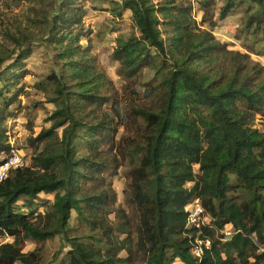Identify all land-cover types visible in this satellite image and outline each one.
<instances>
[{"label":"trees","instance_id":"obj_1","mask_svg":"<svg viewBox=\"0 0 264 264\" xmlns=\"http://www.w3.org/2000/svg\"><path fill=\"white\" fill-rule=\"evenodd\" d=\"M9 1L25 8L0 28V164L15 148L7 122L19 112L25 61L40 46L57 71L34 85L53 110L49 128L27 140L31 164L0 182V238L12 239L0 244V264H264V66L251 59L264 56V0H199L200 23L188 0L98 1L116 21L130 14L131 36L110 56L127 81L120 98L92 53L83 0ZM245 1L242 53L212 29ZM144 69L151 82L139 93ZM122 167L129 212L114 207ZM41 195L53 200L37 213ZM195 199L209 217L199 237L211 240L199 261L198 230L186 229ZM55 237L63 245L45 263ZM26 242L34 250L24 253Z\"/></svg>","mask_w":264,"mask_h":264},{"label":"rangeland","instance_id":"obj_2","mask_svg":"<svg viewBox=\"0 0 264 264\" xmlns=\"http://www.w3.org/2000/svg\"><path fill=\"white\" fill-rule=\"evenodd\" d=\"M100 0H83L86 16L83 19L84 29L90 32V43L92 45V53L96 56L98 64L106 72L109 79L114 85V89L119 96L123 95L124 87L127 85V81L118 77L116 70L118 64L111 61V53L116 47V40L123 39L127 40L131 36L130 30V14L125 13L120 20L113 18L110 12H107L110 5L104 1L98 2ZM193 7L192 15L197 23H200L202 13L200 12L199 0H188ZM225 0H218L219 5L223 4ZM9 8L2 7L0 4V28L6 23L9 25L12 19L20 16L25 4L17 5L12 1L8 0ZM249 4V2L244 3L243 6L237 9L233 15H230L224 21L218 23V25L212 29V34L217 41L228 45L229 50H237L242 53H246L242 47L241 41L235 38V33L237 27H241L244 22L245 15L244 9ZM202 29L210 30L208 25L200 24ZM1 32V31H0ZM3 42V38L0 34V44ZM83 46L87 45L86 40L80 42ZM53 53L50 50H45L44 48L37 46L32 55L25 61V69L28 71L29 75L23 78L19 87H23V95L19 97V112L15 120H9L7 122V129L9 132L10 144H12L20 155L23 157L26 165L31 164V158L33 156L32 148L28 143L30 137H35L41 130L48 129L50 123L46 122V119L50 112L53 110V106L45 101V96L35 89V84L40 80L49 75L52 71H57L56 67L52 63ZM251 59L259 62L264 66V56L258 57L251 55ZM152 71L144 69L142 71V78L137 91L141 93L144 89V84L151 82ZM142 83V84H141ZM17 106H13L11 109H15ZM29 120L33 123V130L30 131L27 127ZM119 138L123 133L122 126L118 127ZM117 143V141H115ZM118 154V149L115 144L114 153ZM1 157V156H0ZM196 169V167H195ZM112 187L116 195L115 208H119L121 211L129 212V208L124 203L123 191L126 188L127 179L125 175L124 168H120L116 177L111 179ZM24 200L19 201V205H24ZM53 200V196L41 195L37 200L33 201L32 209L34 212L43 213L44 209L42 205L44 202ZM46 205V204H45ZM25 212V209L23 210ZM76 215L73 212L70 219V226L75 227ZM85 230L81 229V232ZM12 243V239L9 237H1L0 244ZM63 245V241L60 237H55L54 239L47 241L43 245V256L44 262L50 263L53 261L55 256H58V251ZM65 247V246H64ZM35 244L31 242H26L23 248V252H29L34 250ZM66 249V248H65ZM68 250V249H66ZM122 257L125 253L121 254ZM62 257V256H60Z\"/></svg>","mask_w":264,"mask_h":264},{"label":"built area","instance_id":"obj_3","mask_svg":"<svg viewBox=\"0 0 264 264\" xmlns=\"http://www.w3.org/2000/svg\"><path fill=\"white\" fill-rule=\"evenodd\" d=\"M26 166L27 165L24 162L23 157L20 155L19 151L12 148L10 151V155L3 160L2 164H0V182L4 181L7 178L10 171L18 168H24ZM186 211L188 213L186 229L198 230L196 238L191 242V254L199 261L201 260L204 252L211 246L210 239L199 237V234H201L200 228L209 224V217L201 207L199 200L196 199L186 208ZM221 233L223 234L224 240H227L232 236L233 231L227 228ZM173 264L184 263L175 262Z\"/></svg>","mask_w":264,"mask_h":264}]
</instances>
